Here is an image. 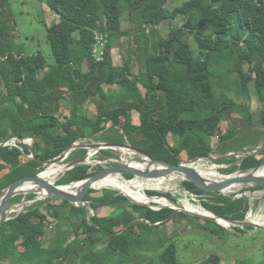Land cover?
I'll return each mask as SVG.
<instances>
[{
  "label": "trees",
  "instance_id": "trees-1",
  "mask_svg": "<svg viewBox=\"0 0 264 264\" xmlns=\"http://www.w3.org/2000/svg\"><path fill=\"white\" fill-rule=\"evenodd\" d=\"M39 1L47 4L59 18L51 25L44 22L52 60L39 50L20 49L13 33L16 22L10 1L0 0V80L4 78L7 84V90L0 97V142L10 134L22 137L28 134L33 137L35 155L49 159L73 142H83V138L116 143L128 141L151 157L178 163L180 159L233 151L227 144L229 139L215 146L212 138L227 134L231 139L235 131H221V123L232 112H245L249 108L237 104L234 93L247 96L248 84L254 82L264 102V0H183L175 6L167 5L168 0ZM123 7L129 10L130 16H138L150 32L166 19H184L181 25L172 26L165 37L153 42V51L146 47L139 73L132 71L130 60L115 63L111 53L114 47L111 37L118 40L127 34L121 27ZM97 33L104 40L99 58L94 53ZM133 40L139 43L137 35ZM244 65L247 71H243ZM233 72L238 76H232ZM8 84L16 90V95ZM104 84L118 86L113 99L101 93ZM65 93L67 112L59 117L45 111L49 101L57 108V101L65 99L62 97ZM87 102L94 104L91 114L83 111ZM241 116L245 120L251 117L249 113ZM168 135L174 136L171 144ZM86 152V148H76L68 158H79ZM98 152L104 158L114 156L112 149ZM262 152L264 150L261 155ZM27 154L26 146L0 147V170L6 169L0 175V188L43 169L41 162L27 159ZM258 155H245L239 160V167L258 165L261 162ZM234 160L236 157L232 156L217 162ZM90 167V164L76 165L55 183L81 178L99 170L101 165L93 172L89 171ZM234 168L236 166L231 167ZM120 179L125 178L109 174L100 180ZM182 184L199 198L204 208L219 216L242 220L250 206L247 195L232 199L202 190L188 180H183ZM121 190L140 202H167L163 197L150 198L147 194L177 200L170 192ZM47 199L58 201L53 206L61 223L71 217L79 219L71 237L60 238L62 235H59L46 245L45 233L50 219L38 203H31L17 214L12 213L1 226L0 264H119L117 255L129 259V249L139 248L137 242L144 240L140 235L145 226L159 228L170 220L175 221L176 217L192 216L174 212L169 207L152 209L133 203L110 188L87 191L83 200L94 214L86 205ZM101 206L110 207L111 212L99 215L97 209ZM70 224L72 226V222ZM200 227L217 234L215 229ZM231 229L243 232L253 227L232 226ZM224 231L228 230L222 229ZM58 239L69 241L62 246ZM158 257L159 264H180L173 241ZM219 260L218 254L211 253L197 264H216Z\"/></svg>",
  "mask_w": 264,
  "mask_h": 264
},
{
  "label": "rangeland",
  "instance_id": "rangeland-1",
  "mask_svg": "<svg viewBox=\"0 0 264 264\" xmlns=\"http://www.w3.org/2000/svg\"><path fill=\"white\" fill-rule=\"evenodd\" d=\"M9 1L12 15L16 24L12 22L13 20L10 17L9 21L11 26L14 24L13 27H15V29L13 30V33L16 35L15 42L20 43V49L23 48L29 52H35L39 50L47 57L48 60H52L51 46L46 39V29L44 22L47 25H51L59 20L58 15L50 10L47 4L40 2L39 0ZM181 1L183 0H168L166 4L169 6H175L180 4ZM183 22L184 19L181 17H177L172 20L166 19L160 25L153 27V30L150 32V28L144 26L138 16H130L129 10L123 7L121 12V27L127 31V34L121 35L118 40H114L115 36L111 37V40H113L112 43L114 44V47L111 50L114 62L121 64L125 63L127 60H130L132 61V71L139 73L142 56L147 50L146 47L149 51H153V42L155 40L160 37H165L172 26L181 25ZM136 35L139 37V43L133 40V37ZM94 38L96 42V34ZM100 53L101 50H98L95 55L100 56ZM243 71H247V65L243 66ZM231 75L237 77L238 73L233 72ZM8 87L9 90L16 95V90H13V87H10L9 84ZM121 89L123 90V88H120V90ZM6 90L7 84L6 80L3 78L0 80V97ZM102 90L103 91H101V93L104 94L105 97H108L107 95L109 94L110 99H113L112 96L118 92V86L104 84L102 86ZM110 90H112V92ZM233 96V99L237 104L247 105L249 108L246 109L245 112L242 110L232 112L231 116L221 123V131H235V135L231 139L227 134L215 135L212 138L213 145L216 146L221 140L229 139L227 144L229 148L233 150L244 147L250 150L259 149V144L264 138V102L259 98L254 82H250L248 84L247 96L241 94L239 96L235 95V93ZM62 97L65 99H59L57 101V108L54 105V102H47L48 106L45 107V111L48 113L54 112L55 115L61 117L63 113L68 111V96L65 93ZM105 102L107 103L108 101L105 100ZM93 106L94 104L92 102H87L83 107L84 113L91 114L94 110ZM239 112H241V115L244 113H249L251 115L250 119H242V116L239 114ZM30 138L31 137L26 134L24 140L27 143H32ZM82 140L83 142L102 141L95 140L94 138L92 139L90 137L83 138ZM167 140L171 144L174 141V136L168 135ZM40 145L43 147L42 141L40 142ZM112 152L114 153L113 157L116 158H119L120 155H122L125 159H128L129 157L137 155L136 153L127 151L123 153L120 149H112ZM88 153H90L88 164L91 166L89 169L91 172L97 169V165L110 163V160L108 158H104V155L98 151L95 152L88 150ZM260 153L261 152L258 153V157L262 162L264 161V152H262V155ZM212 155L218 156L217 154ZM25 157L30 159L28 154L25 155ZM239 157H236V160L229 163H218L217 160L209 161L206 158H202L201 164L204 166L213 165L215 166V170L220 174L227 175L237 170ZM70 160L72 159H70V157L68 158L67 156L58 164H64ZM233 166H236V168L231 169ZM46 167L48 166H43V168ZM4 172H6V169L0 170V175L4 174ZM64 173L62 174L61 172L57 174L56 176L52 177V180L56 182V180L63 176ZM130 178L135 179L137 177ZM168 178L174 179H172L173 181L167 185V188L156 189L152 187H146L145 191L153 189L161 192H170L173 197L177 198V200H182L185 196H187V199L192 204L201 205L199 198H196L185 189V186L182 184L183 179L178 174L172 173L168 176H165L166 181ZM38 197L39 194L34 192L15 195L13 198H17L19 200L11 201V203L14 204L11 207V209H14V211L11 212H15V210L20 209V207H25L31 203H38L40 209L43 212H51L53 215H56L54 210L47 207L53 205L55 202L57 203L58 201L48 200L47 198L40 199ZM91 211L93 210L89 209L90 213H92ZM102 211L103 209L101 207L97 209V213L101 214ZM248 212H250V218L264 222V206H262V209H253L252 211L249 210ZM66 213L67 211L65 214ZM55 218L56 222L53 221L51 225L46 228L45 238L58 237L59 235L63 236L65 233H68L67 231H70L71 233L72 228L74 229L76 227L77 221L79 220L77 217H73L72 220L74 221V225L71 226L69 223L70 219L64 220V222L61 223L60 220L57 222V217ZM178 219L179 221L177 223L171 224V227L169 228L145 226L143 228L144 231L140 235V239L144 240H142L141 243L140 241L137 242L139 248L135 246L131 247L129 249V259L124 260L125 262L120 264H159V253L168 243L172 241L176 244L177 258L180 264H193L197 260L199 262L209 256L211 253L218 254L220 259L223 260L222 264H264V229H250L243 230V232H233L234 230L231 229L232 226H224L217 221H207L206 219L187 216V224L184 218L180 217ZM200 225H204L210 229H215L217 234L210 233L209 230L201 228ZM222 229L229 230L227 233L225 231L223 233ZM46 245H49V243H46ZM116 258L121 260V258L118 256H116ZM64 264H68V262H65Z\"/></svg>",
  "mask_w": 264,
  "mask_h": 264
},
{
  "label": "water",
  "instance_id": "water-1",
  "mask_svg": "<svg viewBox=\"0 0 264 264\" xmlns=\"http://www.w3.org/2000/svg\"><path fill=\"white\" fill-rule=\"evenodd\" d=\"M33 141V137L30 138ZM6 145H14L21 148V146H26L29 149L30 158L41 162L43 166H49L51 164H58L60 161L64 160L69 153L76 148H86L87 152L85 155L67 161L64 165L65 169L62 171V174L76 165L79 164H88V158L91 151H98L99 149H120L123 153L133 152L136 153V156L129 157L125 159L122 155L119 158L109 157V164H101V168L93 173L85 175L81 178L75 179L73 181L67 183L56 184L54 180L42 177L40 174L45 169L43 168L41 171L32 174L25 175L14 179L7 183L6 185L0 188V228L3 223L10 218L9 214L14 211L11 207L14 205L11 203L12 198L17 194H27L29 192H34L39 194L38 198H52L56 200H67L68 202L78 205H86L89 209L93 210L87 202L83 199L90 188H110L116 190L118 193L123 194L129 201L139 204L145 205L152 209H160L162 207H169L174 210V212L182 211L192 216H196L201 219H206L209 221H216L217 219H222L226 221L230 226H251L253 229H262L264 228V222H260L250 218V212L246 213L245 217L242 220L233 219L231 217L219 216L212 211L205 208L206 211L209 212L210 215H205L197 211H192L190 209L185 208V204L180 200H175L170 197L164 195H148V197H163L167 200L166 203H158L155 204L154 201L151 202H140L134 200L127 193L118 188H113L111 186H102L96 187L95 184L104 176L109 174H119L123 176L126 180H131L132 178H127L125 175H131V177L144 178V179H154L158 177H165L170 174H178L183 180H188L194 183L197 187L202 190L210 191V192H218L223 195L230 196L231 198H239L243 195H247L248 199L257 195H264V176L259 175L256 171L264 165V161L260 162L258 165L250 167V168H240L239 161L237 163L238 168L235 172L227 175L220 174V177H207L202 175L198 169L196 168L195 161L200 158H206L209 161L220 160V159H229L232 156L239 157V160L243 158L245 155H257L264 149V138L262 142L259 144V149L250 150L246 147L240 148L237 150L229 151L223 155H208L206 157H194L191 159H180L178 163H172L163 158H154L149 156L145 151L131 145L128 141L123 143H116L114 141H93V142H80L76 141L72 144L68 145L61 151L60 154L53 158L49 159H40L35 155V151L32 147V143H27L24 140V137L18 134H10L8 137L3 139L0 142V147ZM126 150V151H125ZM135 161L139 163L146 162L145 166L137 167L131 165L129 161ZM29 182L34 185L33 188L29 189L27 192L19 191V188L24 183ZM259 187V189L253 190L254 187ZM37 188H41L43 190V195H40L37 192ZM186 189V188H185ZM187 190V189H186ZM188 191V190H187ZM189 192V191H188ZM193 195V193L189 192ZM80 203V204H79ZM250 211H252L251 203ZM23 207L18 209L21 211ZM204 208V207H203ZM17 210V211H18ZM248 210V211H249ZM18 211V212H19ZM94 214V210L91 211ZM225 226V225H224Z\"/></svg>",
  "mask_w": 264,
  "mask_h": 264
},
{
  "label": "bare ground",
  "instance_id": "bare-ground-1",
  "mask_svg": "<svg viewBox=\"0 0 264 264\" xmlns=\"http://www.w3.org/2000/svg\"><path fill=\"white\" fill-rule=\"evenodd\" d=\"M201 162H202V158L196 160L194 163L196 165V168L198 169V171L202 175L207 176V177H216V178L220 177L219 172L215 170V166H213V165L212 166H204L203 164H201ZM129 163L131 165H134V166H137V167H143L146 164V162L139 163V162H135V161H132V160L129 161ZM64 169H65V167L62 164H51L48 167H46L41 172L40 175L42 177H45V178H48V179H52V177H54L57 174L61 173ZM256 173L259 174V175H263L264 176V165L261 166L256 171ZM172 179H174V178H170V179L168 178V180L166 181L165 177H158V178H154V179H151V178L144 179V178H140L139 177V178H135V179H131V180H126V179L109 180V181H107V180H99L95 184V186L96 187L111 186L113 188H118V189L138 188V189H140L141 191L144 192L146 187H149V188L152 187V188H156V189H165V188H167V185L171 181H173ZM33 187H34V185H32L29 182H26V183H24L23 185L20 186L19 191L27 192L29 189H31ZM36 191L39 192L40 195H43V190L41 188H37ZM34 197H36V196H34ZM187 198L188 197L185 196L182 200H180L181 202H183L185 204V208L190 209L192 211L200 212V213L205 214V215H210L209 212L206 211L205 208H203L201 205L192 204ZM216 221L221 223V224H223V225H225V226H229V224L226 221L222 220V219H217Z\"/></svg>",
  "mask_w": 264,
  "mask_h": 264
},
{
  "label": "crops",
  "instance_id": "crops-1",
  "mask_svg": "<svg viewBox=\"0 0 264 264\" xmlns=\"http://www.w3.org/2000/svg\"><path fill=\"white\" fill-rule=\"evenodd\" d=\"M111 92H112V90H110ZM107 96H109V94L107 95ZM233 199V198H232ZM234 199H237V198H234ZM252 200H253V202H252ZM249 203H251V208H252V210L253 209H262V206H264V195L262 196V195H257V196H253L251 199H250V201H249ZM55 204H58V202L56 203H53V205H55ZM53 205H50L49 207H47V208H50V209H54V211H56V207H54ZM101 208L103 209V211H102V213L100 214V213H98L99 215H106V214H108V213H110L111 212V208L110 207H108V206H101ZM250 209V206H249V208H248V210ZM238 210H240V209H238ZM248 212V211H247ZM246 212V213H247ZM48 217H49V219H50V223L48 224V226H50L51 225V223L53 222V221H55L56 222V215H53L51 212H47V213H45ZM55 214H56V212H55ZM12 216H11V214H10V218H11ZM72 218L73 217H71L70 218V222L69 223H71L72 222V226L74 225V221L72 220ZM178 218H180V217H176L175 218V221H169V222H167V223H165V224H163V225H160V226H158L159 228H163V227H166V228H169V227H171V224H174V223H177L178 221H179V219ZM185 220H186V222H187V224H188V220L186 219V218H184ZM183 220V219H182ZM7 221V220H6ZM59 220H58V218H57V222H58ZM78 223H79V220L77 221V225H78ZM181 224V223H180ZM76 225V226H77ZM80 226L82 227L83 225L82 224H80ZM135 231H136V227H134L133 228ZM72 230H73V228H72ZM71 230V231H72ZM217 230V229H216ZM226 230H229V229H226ZM68 233H65L62 237H67V236H70L71 234H72V232L70 233V231H67ZM214 234V233H213ZM71 237V236H70ZM55 237H49V238H46V243H48L51 239L53 240ZM59 240H61L60 241V245H62V246H64L68 241H69V239L67 240V239H58L57 240V242L59 241ZM119 258H121V260H119L120 261V263H124L125 261L124 260H126V258L124 257V256H122V255H117ZM208 257V256H207ZM206 257V258H207ZM130 262V261H129ZM132 262V261H131ZM200 262V261H199ZM222 262H223V260H219V264H222ZM119 263V264H120ZM198 263V260L197 261H195L193 264H197Z\"/></svg>",
  "mask_w": 264,
  "mask_h": 264
},
{
  "label": "built area",
  "instance_id": "built-area-1",
  "mask_svg": "<svg viewBox=\"0 0 264 264\" xmlns=\"http://www.w3.org/2000/svg\"><path fill=\"white\" fill-rule=\"evenodd\" d=\"M96 38H97V41L95 42V49H94V53H96L98 50H101V53H102V46H103V43H104V40L102 39V35L101 34H99V33H97L96 34ZM101 53H100V55H101ZM98 58L100 57V56H97ZM96 152V151H95ZM196 198H198L195 194H193ZM19 211V210H18ZM18 211L17 210H15V212H13V213H15V214H17L18 213Z\"/></svg>",
  "mask_w": 264,
  "mask_h": 264
},
{
  "label": "clouds",
  "instance_id": "clouds-1",
  "mask_svg": "<svg viewBox=\"0 0 264 264\" xmlns=\"http://www.w3.org/2000/svg\"><path fill=\"white\" fill-rule=\"evenodd\" d=\"M12 213H13V212H12ZM12 213H11V214H12ZM91 214H92V213H91Z\"/></svg>",
  "mask_w": 264,
  "mask_h": 264
}]
</instances>
